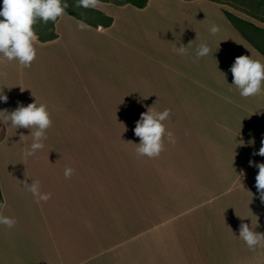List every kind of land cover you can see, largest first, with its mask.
I'll list each match as a JSON object with an SVG mask.
<instances>
[{
	"label": "crops",
	"instance_id": "1",
	"mask_svg": "<svg viewBox=\"0 0 264 264\" xmlns=\"http://www.w3.org/2000/svg\"><path fill=\"white\" fill-rule=\"evenodd\" d=\"M205 11L210 10L204 8L206 29L218 24L225 30L204 38L211 51L204 57L202 116H188L185 122L204 129L192 136L201 147L167 149L157 158L136 155L138 164L113 167L110 181L97 176L103 170L86 166L78 167L76 176H64L55 191L53 182L43 184L42 192L51 198L34 200L39 209L25 214L26 229L0 225V264H264V248L250 250L239 238L241 223L254 228L257 218L255 231L264 233L255 166L264 163L257 154L264 146V94L241 97L230 71L238 56L261 62L264 56L222 12L208 18ZM61 20L56 22V39L37 42L48 49L49 62L54 55L61 69L48 78L50 99H65L80 85V74L63 63L74 65V47L80 53L82 43L75 34L66 39L57 32ZM114 24L84 25L89 32L105 34ZM156 61L164 64L159 57ZM170 104L175 105L155 100L153 107L172 109ZM4 209L3 215L13 217Z\"/></svg>",
	"mask_w": 264,
	"mask_h": 264
},
{
	"label": "rangeland",
	"instance_id": "2",
	"mask_svg": "<svg viewBox=\"0 0 264 264\" xmlns=\"http://www.w3.org/2000/svg\"><path fill=\"white\" fill-rule=\"evenodd\" d=\"M2 7L3 1L0 10ZM99 7L115 23L108 33L89 32L86 25L81 30L76 18L68 20L65 15L57 24V32L64 38L75 34L82 43L80 53L74 47V65L63 63V68H73L81 76L80 85L65 99H50L46 93L48 78L51 80L61 70L54 55L49 62L47 48L36 44L37 57L30 68H21L17 61H7L0 54V72L6 73L0 76V89L8 97L7 102L0 101V111L10 113L20 105L36 102L47 106L52 120L43 141L45 147L27 159L23 153L33 141L31 130L1 123L0 195L2 203L6 201L4 212L17 221L14 229H26L25 214L39 209L33 195L23 188L26 179L29 184L31 179L39 180L41 192L53 182L55 191L56 183L63 182L66 167L75 170L74 176L78 167H96L103 170L97 176L110 181L113 167L138 164L136 144L140 139L134 128L149 108L158 112L166 109H155V100L175 104H170L171 116L163 122L174 134L175 143L165 137L164 150L201 147L192 136L204 129L185 123L188 116H202L204 107V57L195 60V51L204 38L221 35L225 30L217 24L219 32L210 34L204 27V8L210 10L205 11L208 18L228 11L264 29L262 0H156L143 9L122 0H109ZM181 44L187 46V55L173 52ZM157 57L164 60V66L157 63ZM141 72L143 75H139ZM63 105L66 110L61 109Z\"/></svg>",
	"mask_w": 264,
	"mask_h": 264
},
{
	"label": "clouds",
	"instance_id": "3",
	"mask_svg": "<svg viewBox=\"0 0 264 264\" xmlns=\"http://www.w3.org/2000/svg\"><path fill=\"white\" fill-rule=\"evenodd\" d=\"M101 5V0H77L76 6L85 9L97 8ZM68 4L64 0H3V7L0 10V54L7 61H17L21 68H30L37 57L36 44L38 35L34 29L37 23H55L61 16L68 15ZM78 27L83 30L84 22L81 21ZM219 26L212 25L209 29L211 35L219 32ZM187 46L181 44L173 48L177 55H187ZM211 49L207 42H202L195 51V60L207 56ZM233 75V84L241 97L247 99L264 94V62L254 59L248 55H241L235 58V62L230 68ZM0 76L6 73L0 72ZM11 89V88H9ZM21 91L23 89L21 88ZM8 97L0 89V101L7 102ZM171 116V110L165 109L162 112L153 111L152 107L141 114L136 122L134 134L140 139L136 144V154L148 158H157L164 151L165 137L169 143H175L174 134L166 130L165 120ZM0 123L5 126L9 124L15 129L25 128L31 130L33 141L23 155L25 159L34 156L45 145L47 139L46 132L52 126L50 113L44 104L30 103L27 106L20 105L14 111H0ZM35 129V130H34ZM34 130V131H33ZM24 137L21 134V139ZM258 155L264 156V146L259 149ZM251 163V162H250ZM259 171L256 176V187L260 193V199L264 202V163L255 165ZM74 169L66 167L64 176L71 178ZM29 184L27 179L23 182V188L30 192L36 203L47 202L51 198V193L40 191V181L31 179ZM5 203H0V225L11 229L15 227L17 221L14 217L3 215ZM243 220V218H241ZM258 218L255 227H249L246 223H241L239 228V238L244 241L250 250L257 247L264 248V233L255 231L258 227Z\"/></svg>",
	"mask_w": 264,
	"mask_h": 264
},
{
	"label": "trees",
	"instance_id": "4",
	"mask_svg": "<svg viewBox=\"0 0 264 264\" xmlns=\"http://www.w3.org/2000/svg\"><path fill=\"white\" fill-rule=\"evenodd\" d=\"M124 4L132 5L138 9H143L148 5L149 0H122ZM264 1V0H262ZM68 4L67 13L76 18L79 21H83L84 24L97 28H107L113 24V18L106 15L102 11L95 8H82L77 7V0H64ZM101 2L107 3L109 0H101ZM260 6V2L257 4ZM224 14L232 26L238 31L241 37L246 40L252 47H254L261 55L264 56V29L256 26L255 24L248 22L228 11H224ZM58 20V19H57ZM57 22V21H56ZM55 23L48 22L44 24L42 22L34 25V29L39 37L38 41L44 43L52 41L57 38L55 30ZM256 36L258 37L257 39ZM1 128V123H0ZM0 203L2 198L0 195Z\"/></svg>",
	"mask_w": 264,
	"mask_h": 264
}]
</instances>
